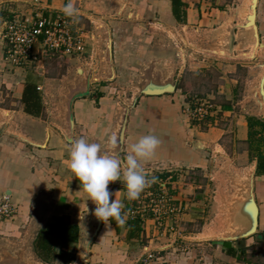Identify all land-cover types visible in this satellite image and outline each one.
<instances>
[{
  "label": "crops",
  "instance_id": "crops-1",
  "mask_svg": "<svg viewBox=\"0 0 264 264\" xmlns=\"http://www.w3.org/2000/svg\"><path fill=\"white\" fill-rule=\"evenodd\" d=\"M178 1L177 14H174L172 0H73L79 10L80 25L92 27L98 38L92 50L87 46L84 55L51 53L56 57L53 60L63 67L58 77L46 75L44 60L35 74L31 68H13L11 75L12 69L3 72L0 40V76H8L12 80L7 88L16 80L15 74L22 77L11 93L14 100H10L6 107H0L6 112V118L0 121V197L8 195L16 208L12 217H0V264H120L118 258L133 252L139 253L129 264H140L142 247L146 244L160 255L150 264L242 263L228 255L226 248L218 251L219 247L210 249L198 263L191 262L187 256L177 261L168 260L172 257L170 251H174L177 236L170 230L171 225H174V231H181L182 221L192 222L198 218V182L195 178L188 179L187 173L205 168L202 147L210 146L209 143L222 136L225 130L218 127L220 119L227 120L231 116L235 120L234 134L242 145H247L248 135L247 115L237 117L234 106L229 103L218 104L217 115L220 116L208 118L207 132H198L199 126L190 122L182 111L185 101H193L190 90L198 87L195 82L187 90L186 85H181L185 70L198 72V67L194 66L198 64L197 40L190 49V55L185 54L174 70L164 68V58L140 54L139 44L143 40H148V43L156 41L152 35L139 34L142 25L150 27L156 24L164 29L180 27L197 35L198 31L214 30L228 23L226 14L232 7L226 3L227 0ZM45 2L46 12L55 13L62 11L68 0ZM29 6L30 0H0L1 13L7 12L6 16L0 15V20L12 13L25 12ZM256 11L260 41L264 36V0H257ZM107 33L111 38L113 82L105 84L106 75L96 76L108 68ZM176 56L181 54L175 52L172 57ZM186 57L196 62H190ZM144 61L152 67L153 76L159 75L162 81L170 78L175 82L174 91L147 95L140 93L138 88L128 99H116L110 95V89L128 87L131 85L129 81L140 76L136 84L139 87L144 69L141 72L138 65ZM27 82L41 87L37 90L40 106L35 113L26 112L21 100ZM125 108L127 114L122 145L112 148L108 141L113 136L117 140ZM258 118L264 121V116ZM149 132L155 134L161 143L155 156L144 164L145 171L149 177L166 174L164 178H158L152 190L159 193L158 189L162 188L177 207L176 211L168 214L162 225H157L155 215H148L149 210H146L140 234L130 242L126 240V223L119 226L113 219L108 226L102 221L87 253L86 242L95 227L96 204L89 199L80 180L70 170V142L83 136L89 142L100 143L102 153L121 159L123 173L131 144ZM261 134L264 137V129ZM198 136L201 139L198 140ZM245 152L248 155L247 150H243L242 154ZM250 165L252 192L258 207L257 229L252 237L264 239V172L256 171V161L252 158ZM145 190L139 199L129 201L121 178V181L109 183L111 193L119 191L117 196L110 197V201L117 198L124 204V211L129 213L127 219L141 216L137 203H140V209L144 203H149L144 196ZM132 211L134 213L131 214ZM54 216H63L70 224L76 225L78 238L70 243L74 250L70 251L68 260L55 257L50 262H44L36 255L33 243ZM231 246L236 247L234 243ZM216 256L219 260L213 259Z\"/></svg>",
  "mask_w": 264,
  "mask_h": 264
},
{
  "label": "rangeland",
  "instance_id": "rangeland-1",
  "mask_svg": "<svg viewBox=\"0 0 264 264\" xmlns=\"http://www.w3.org/2000/svg\"><path fill=\"white\" fill-rule=\"evenodd\" d=\"M226 3L232 7L230 12L228 11L226 14L228 16L226 26L209 31H198L197 35L189 29H181L180 27L164 29L156 24H151L150 27L142 25L139 34L152 35L156 38V41L152 40L151 43H148V40H146L147 42L143 40L139 44L140 54H143L144 57L155 56L164 58V68L174 70L180 63V59L184 58L182 50L185 51L184 55H190V49L195 46L193 43L197 40L198 64L194 65L192 63V66L198 67V72L185 70L181 77V85H186L187 90V87L195 82L198 87L190 90V95L196 94L202 97H210L216 104L229 103L234 106L237 117L243 115L263 117L264 108L261 109L259 104L257 89L260 75L264 71V66L262 65L264 64V36L260 38L259 42L261 45L257 48L252 58L239 57V54L249 50V44L241 42V31L243 28L240 26L249 10L247 6L248 0H227ZM0 9V15L6 16L7 12L2 14V8ZM84 26L88 28L86 25ZM1 30L2 19L0 20ZM181 35L182 39H180ZM230 37L233 39L231 42L229 40ZM186 40L187 42H185ZM219 50H224L229 55H220V53H217ZM175 52H178L179 55L181 54L182 57H172ZM54 58L56 57L53 55L44 56V67L47 72L46 75L58 77L63 67L61 68L56 63V60H53ZM186 59L190 60V62H196L191 58L189 59V57H186ZM106 62L108 68L106 70L103 69V73L96 77L106 75L105 84H108L113 82V77H111V66L113 68V64L108 57ZM146 63L147 61H144L142 65H138L141 72L144 69L142 76L148 68ZM31 69L33 70L32 73H34L35 70ZM138 73L140 74V71ZM9 74H13V69ZM15 76L16 80L11 82L12 86L9 89L7 84L12 80L8 76H0V107H6L10 100H14V96L11 93L16 90L17 82L22 79L20 75L15 74ZM136 78L129 81L131 85L128 87L110 89V95L116 99L130 98L134 91H138L136 84L140 76ZM217 116L219 117L220 115ZM5 118L6 112L0 109V121ZM220 120L222 121L218 127L224 129L225 132L222 136L209 143L210 146L202 147V163L205 168L203 170L198 168L195 173H187L188 179H190L189 177L195 178L198 182V218L192 222L182 221L180 234L183 237L175 240L173 244L175 249L170 251V256L172 257L168 258V260L177 261L187 256L191 262L198 263L200 257H204L210 249L219 247L218 251L220 249L223 251L225 247L214 244L213 241L228 239L234 243L236 248H246L245 259L248 262H242L241 264H264V239L252 237L253 235L238 239H230L228 237L235 235L243 228L235 222L234 216L237 210V203L244 199V195L249 189L251 157L246 152L242 154L243 150H247V145H242L236 139L234 134L235 120H232V116L227 120ZM208 130L209 126L207 125L198 127V132H207ZM199 139L201 137L198 136ZM236 175L238 176L236 177ZM244 183L245 185H243ZM236 191L237 193H234ZM226 223L229 227H227ZM217 228H221L220 231ZM138 253L133 252L132 255L122 256L117 260H119L120 264H129V261L134 260ZM159 256L155 252L156 258L154 260ZM213 259L219 260L218 256Z\"/></svg>",
  "mask_w": 264,
  "mask_h": 264
},
{
  "label": "built area",
  "instance_id": "built-area-1",
  "mask_svg": "<svg viewBox=\"0 0 264 264\" xmlns=\"http://www.w3.org/2000/svg\"><path fill=\"white\" fill-rule=\"evenodd\" d=\"M46 8L45 0H30V6L25 12L12 13L2 20L0 40L5 68L3 72H10L13 68H33L37 71L44 56L51 53L74 56L84 55L87 46L92 50L98 38L92 27L81 26L79 21L74 23L63 11L50 13L46 12ZM36 89L41 90L40 85H37ZM192 99V102L188 100L183 103L182 111L193 124L208 126V118L218 114V104L208 97L198 95H193ZM150 188H146L144 195L149 199V203H144L140 209L138 202L137 208L142 212L141 218H144L146 210H149L148 215L153 213L157 225H162L165 217L172 215L177 207L162 188L158 189L159 193ZM163 209L165 212H162ZM15 210L8 195L0 197V217L10 218ZM173 226L171 225L170 230L177 234L175 240L179 235V238H182L180 231H174ZM142 249L140 264H150L156 258L155 251L148 244Z\"/></svg>",
  "mask_w": 264,
  "mask_h": 264
},
{
  "label": "clouds",
  "instance_id": "clouds-1",
  "mask_svg": "<svg viewBox=\"0 0 264 264\" xmlns=\"http://www.w3.org/2000/svg\"><path fill=\"white\" fill-rule=\"evenodd\" d=\"M62 11L74 23L79 21V10L73 0H68ZM108 143L115 148L116 137L109 138ZM160 143V139L151 132L140 136L130 146L122 173L121 159L116 155L102 153L100 143L89 142L83 136L70 142V170L80 180L89 199L96 204L94 215L106 225L110 226V221L114 219L117 225L123 226L129 214L124 211V204L119 199L110 201V197L117 196L119 191L111 193L109 183L121 181L122 178L127 189V199L129 201L139 199L146 188L158 182L157 177H149L144 164L155 156Z\"/></svg>",
  "mask_w": 264,
  "mask_h": 264
},
{
  "label": "trees",
  "instance_id": "trees-1",
  "mask_svg": "<svg viewBox=\"0 0 264 264\" xmlns=\"http://www.w3.org/2000/svg\"><path fill=\"white\" fill-rule=\"evenodd\" d=\"M179 4L178 0H172L174 14H177L176 8H178ZM21 100L26 112H36L35 109L40 106V96L35 84L27 82L24 85ZM29 107H31V109ZM245 118L248 128L246 140L248 155L256 161V171L264 172V152L262 151L264 137L261 134V131L264 129V121L254 115H247ZM165 176L166 174L155 175L157 178H164ZM154 186L155 184L151 185V189H153ZM114 225L116 226V224ZM126 225V240L130 242L138 238L142 225V218L140 215H135L127 219ZM77 238L78 227L76 225L70 224L63 216H54L52 220L46 224L45 228L39 232L38 237L34 240L33 248L36 255L44 262H50L55 257L68 260L70 251L74 250L70 246V243L76 241ZM39 241L42 246H40ZM57 247H60L58 251H56ZM226 253L235 257L239 262H248V260L245 259L246 248L230 246L226 248Z\"/></svg>",
  "mask_w": 264,
  "mask_h": 264
},
{
  "label": "water",
  "instance_id": "water-1",
  "mask_svg": "<svg viewBox=\"0 0 264 264\" xmlns=\"http://www.w3.org/2000/svg\"><path fill=\"white\" fill-rule=\"evenodd\" d=\"M252 24L251 28L253 27L256 32V43L259 42V37H258V30H257V25L255 22L256 18V6H257V0H254V4H252ZM251 16L248 15L245 18V21H243L240 26L243 28L242 29V38L241 42L248 44L249 41L247 40V32L250 29H247L246 22L248 19H251ZM235 26V25H234ZM233 28V27H232ZM1 34V31H0ZM230 42L233 40L230 37ZM106 43H107V57L109 60L112 58V47H111V38L109 33L106 35ZM260 44V43H259ZM245 53V52H243ZM111 77H113V68L111 66ZM142 81L139 84V92L142 94H147V95H158L166 92H173L175 89V82H173L170 78L164 79L163 81L160 79L159 75H152V67L148 66V68L144 71L143 76H142ZM258 96L260 102L262 101L264 103V72L261 75V78L258 81ZM76 93V92H75ZM126 114H127V109L125 108L124 114L122 116V122L120 124V129L117 133V144L119 146L122 145L123 141V136H124V128H125V121H126ZM235 222L242 226V230L235 235L228 236L230 239H238V238H244L248 237L256 232L257 229V223H258V207L256 204V201L253 196L252 192V177L250 180V185L248 191L244 195V199L239 201L237 203V210L235 212L234 216ZM249 221V222H248ZM102 220L98 219L95 217V227L93 228L89 238L87 239L86 242V250L88 253V248L90 243L92 242L93 238L95 237L100 225H101ZM249 223V224H248ZM213 243L217 245H222L225 248H228L231 246L232 241L228 239L224 240H216L213 241ZM22 264V263H20Z\"/></svg>",
  "mask_w": 264,
  "mask_h": 264
},
{
  "label": "bare ground",
  "instance_id": "bare-ground-1",
  "mask_svg": "<svg viewBox=\"0 0 264 264\" xmlns=\"http://www.w3.org/2000/svg\"><path fill=\"white\" fill-rule=\"evenodd\" d=\"M252 4H254V0H248V4H247V6L249 7V10H248V12L246 13V15H245V18H246V16H248V15H252ZM245 18H244V21H245ZM244 23V22H243ZM243 23H241V24H243ZM240 24V25H241ZM251 24H252V16H251V19H248L247 20V22H246V28L247 29H250V30H248V32H247V40L249 41V50H248V52H245V53H241V54H239L238 56L239 57H247V58H252L253 56H254V54H255V51L257 50V48L261 45V44H259L260 42H258V43H256V32H255V29L252 27L251 28ZM184 53H185V51L184 50H182V55L184 56ZM218 54L220 53V55H223V56H225V55H229V54H227V53H225L224 52V50H219V52H217ZM263 66H264V64H262ZM264 72V71H263ZM262 72V73H263ZM262 73H261V75H262ZM261 75H260V78H261ZM259 78V79H260ZM259 104H260V106H261V109H263L264 108V103L261 101H259ZM250 173V172H249ZM238 174V173H237ZM240 174V173H239ZM248 174V173H247ZM232 176V175H231ZM235 176V175H234ZM233 176V177H234ZM238 175H236V177H237ZM247 178V177H246ZM238 181V180H237ZM244 182V181H243ZM231 183V182H230ZM237 183V182H236ZM234 184V183H233ZM242 184V183H241ZM243 185H245V183L243 184ZM240 186V185H239ZM232 189V188H231ZM238 191V190H237ZM237 191L236 192H234V193H237ZM232 192H233V190H232ZM239 192V191H238ZM241 192V191H240ZM229 196V195H228ZM240 196V195H239ZM226 199V198H225ZM230 199H232V198H230ZM223 200V199H222ZM231 202H232V200H231ZM227 203H228V201H227ZM221 204V203H220ZM224 204V203H223ZM221 206V205H220ZM225 206V205H224ZM223 207V206H222ZM226 209H228V208H226ZM219 210V209H218ZM221 212V211H220ZM223 214V213H222ZM219 215H220V213H219ZM224 219V218H223ZM217 220V219H216ZM219 220V219H218ZM249 222V221H248ZM221 223H222V221H221ZM227 224V223H226ZM249 224V223H248ZM223 225V224H222ZM218 227H219V225H218ZM227 227H229L228 226V224H227ZM214 228V227H213ZM221 228H222V226H221ZM220 228V229H221ZM218 229V228H217ZM220 229H218L219 231H220ZM230 229V228H229ZM210 230V229H209ZM218 231V232H219ZM204 232V231H203ZM217 233V232H216ZM202 234V233H201ZM215 234V233H214ZM222 234V233H221ZM203 235V234H202Z\"/></svg>",
  "mask_w": 264,
  "mask_h": 264
}]
</instances>
